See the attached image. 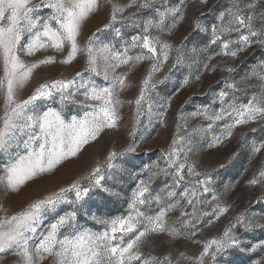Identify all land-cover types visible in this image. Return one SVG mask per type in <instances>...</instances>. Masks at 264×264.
I'll return each instance as SVG.
<instances>
[{
  "label": "snow or ice",
  "instance_id": "obj_1",
  "mask_svg": "<svg viewBox=\"0 0 264 264\" xmlns=\"http://www.w3.org/2000/svg\"><path fill=\"white\" fill-rule=\"evenodd\" d=\"M155 3L156 0H127V3L117 0H39L38 3L34 0H0V156L3 157L0 187L5 192L20 193L29 183L54 176L61 167L78 160L103 134L119 129L121 109L125 104L121 94L132 87L129 75L148 62L138 94L134 100L127 101L135 105L128 132L133 140L120 151L108 150L84 175L38 198L29 199L18 211L8 214V209H3L0 253L12 252L18 258L17 264H219V258L226 257L230 250L245 251L241 247L240 230L247 233L264 228V223L259 222L264 216L258 219L255 214L247 215L248 209H245L236 214L219 235L207 240L197 238L202 228L227 214L231 205L224 203L222 195L213 187L212 174L198 171V164L191 158L192 135L198 131L196 128L185 135L173 134L171 143L161 153L163 166L157 161L140 170L148 174L147 178L138 180L132 189L125 213L98 215L93 211L97 197L101 202L104 197L121 198V193L104 181L106 177L111 179L112 170L120 167L118 160L137 151L134 138L142 130L141 117L147 115L151 119L155 103L152 93L170 79L167 73L161 77L156 73H160L169 61L172 65L169 73L172 68L185 63L183 49L164 38V34H170L179 22L176 19L169 26L168 18L179 16L183 19V16L179 15L178 8L161 11ZM200 3L207 4V0H200ZM258 3L259 0H233L231 7L216 16V23L211 24L209 44L219 46L217 55L236 58L253 45L264 48V14L257 17ZM102 6L110 8L108 22L81 43L83 25ZM131 8L151 9L159 18L146 20L142 34L132 36L131 43H126L122 51L111 44L98 46L94 39L97 33L113 29L117 22L131 20L132 16L124 15ZM40 9L50 11L41 16L38 14ZM195 28L209 31L199 21ZM113 30L120 34L119 29ZM233 34L235 38H232ZM49 49L53 54L32 62L22 59V55L34 56ZM131 49L141 51L130 55ZM80 55L85 57V72L103 75V85L91 78L85 79L84 73L77 71L70 79L45 80L26 98H20L19 94L41 66L70 65ZM121 68L127 70L118 71ZM204 68L215 71L216 65L206 63ZM226 71L231 73L234 69L228 67ZM253 78L264 82V61L245 80ZM189 82L186 76L180 87ZM227 88L238 91L234 83L227 84ZM229 95L226 90L218 93L221 105L218 111H210L205 106L191 113L193 118L211 121L209 128L226 121L224 136L214 137L208 144L209 149L216 148L223 138L232 137L233 130L239 126L264 122V91L253 94L246 103H236L235 97L229 100ZM171 102L172 96H169L156 105L161 109L156 113L161 124L166 123ZM69 106H78L82 114L66 115ZM176 118L179 131V122L184 117L177 114ZM251 131L255 133L257 128L253 127ZM251 152L254 157L264 153V140L251 141ZM236 155L238 153L228 157L227 163L230 164ZM225 167V163L219 164L220 169ZM161 173L171 175L172 182L153 194L151 183ZM246 183L249 187H264V162ZM229 187L232 185H225V190ZM205 194H211V199L208 200ZM261 202L257 200V203ZM153 204L159 210L150 214ZM64 205L70 206V210L61 212ZM205 205L210 211L205 210ZM177 209L182 210L173 219L170 213ZM82 217L86 222L100 225L101 230L93 231L81 225ZM44 221L48 222L45 224ZM161 237L167 238L168 243L190 240L201 250L195 255L185 251L175 254L168 251L160 256L145 253L144 248ZM257 249L264 250V241L252 244L247 251ZM253 264H264V258Z\"/></svg>",
  "mask_w": 264,
  "mask_h": 264
},
{
  "label": "rangeland",
  "instance_id": "obj_2",
  "mask_svg": "<svg viewBox=\"0 0 264 264\" xmlns=\"http://www.w3.org/2000/svg\"><path fill=\"white\" fill-rule=\"evenodd\" d=\"M38 3L39 0H34ZM119 3H127V0H117ZM233 0H207V4L201 5L200 0H156L155 7L163 11L165 8H178L179 15L175 19L169 17L166 23L171 26L176 19V27L172 28L171 33L164 34V38L174 46H179L183 49L185 63L183 66L172 68L169 73L168 69L172 67L169 61L160 73H156L157 77H161L167 73L170 79L164 85H158L157 89L152 93L155 103L152 107L153 116L151 119L147 115L141 117L142 130L138 132L134 138L137 151L120 159L117 163L119 168L112 170V178L106 177L104 183L113 187L115 191L121 193L120 199L104 197V201L97 197L95 200L93 211L98 215H117L125 213L127 208V198L130 196L132 189L140 179H146L147 173H141L140 170L145 165H152L161 160V153L171 143L173 134L185 135L186 132H192L193 128L198 129L192 135V160L198 164V171H207L212 174L213 187L217 193L222 195V201L231 205L230 211L222 216L214 224L202 228L198 234V239L207 240L213 236L219 235L228 225L232 218L248 209L247 215L255 214L257 218L264 216V187H249L247 180L258 170L261 163L264 162V153L257 154L255 157L251 152V141L264 140V122L261 124H250L239 126L233 130L232 137L223 138V142L214 149H209L208 144L213 142L214 137H223V125L226 121L217 122L213 127L209 128L211 121L203 118H193L191 113L209 107L210 111H218L221 107L218 100V93L221 90L229 92L228 99L235 97L236 103H246L253 94L259 95L264 91V82H260L255 78L245 80V77L250 75L252 70L264 61V48L253 45L247 48L244 52L237 55L236 58L217 55L220 52L218 45H210L211 24L216 23V16L221 11H225L231 7ZM50 10L40 9L38 14L41 16L47 15ZM257 17L264 14V0H259L255 9ZM134 14V15H133ZM110 8L102 6L96 13L92 14L85 22L82 28L80 37L81 43H84L88 36L96 32L98 27L102 28L108 22ZM125 16H132L131 20L117 22L113 29H119V35L113 29L97 33L94 39L97 45L111 44L116 50L122 51L125 44H130L132 36L142 34L143 24L150 18L158 19L156 12L151 9L131 8L126 10ZM209 29L208 32H203L195 28L196 22ZM260 21L257 19V26ZM135 25H139L136 27ZM155 34V32L153 33ZM187 37V39H185ZM235 38V34L233 37ZM195 49V51H194ZM140 49H131L130 55H136ZM53 54L52 50L47 52L41 51L34 56H23L26 62H32L43 56ZM66 54V53H65ZM175 53H173V56ZM211 57V59H209ZM60 56H58V59ZM216 65L215 71H208L204 68L205 64ZM85 57L80 55L70 65L41 66L34 72L33 78L28 83L26 88L19 94L20 98H26L31 94L34 87L45 80L55 78H72L75 72L84 73L85 79H93L97 84L103 85V75L95 76L85 72ZM228 67L234 69L229 73L226 71ZM148 62L138 66L137 69L130 73L129 79L132 87L121 94V99L125 101L121 109L122 121L119 129L112 130L103 134L98 142H93L88 147L78 160L71 164L61 167L54 176H47L38 179L35 182L29 183L23 188L20 193L5 192L0 187V215H3V209H8V214L18 211L31 198H38L47 191L53 190L59 185H66L73 179L84 175L94 165L96 160L103 159L108 150L115 149L117 151L125 148L129 141L133 140L128 136L133 123L135 105L127 103L128 100H134L138 94L139 83L146 74ZM126 68H121L118 71H126ZM189 77V84L183 88L180 87L185 77ZM199 76V79L196 77ZM236 84L238 91L227 88V84ZM178 90V91H177ZM172 96L171 106L165 116L166 123L161 124L156 113L161 111L156 105L163 102L167 97ZM215 101V103H214ZM147 107V106H145ZM0 108H2V98H0ZM66 115L82 114L78 106H69L65 110ZM177 114H181L184 119L179 123L181 125L177 130ZM184 120L187 121L185 124ZM255 127L257 131L253 133L251 129ZM247 146L242 147V144ZM233 153H238L235 159L228 164V157ZM3 157L0 156V161ZM220 163H225L226 167L219 168ZM216 171H213V170ZM171 171V170H170ZM172 182L171 175L163 173L156 176L152 183L151 189L153 194L160 192L166 184ZM225 185H232L227 191ZM96 196V193H93ZM103 195V194H101ZM205 197L210 200L211 194H205ZM261 203H257V200ZM70 210V206H61L60 211ZM152 212L158 211V207L153 204ZM182 209H177L176 212L170 213L174 219L179 215ZM191 212V208H187ZM205 210L210 208L205 205ZM44 221L43 223H47ZM80 224L90 228L93 231L101 230L100 225L93 224L91 221H85V218H80ZM259 222L264 223V220ZM240 237L243 241L240 249H232L226 257L219 258V264H253L254 261L264 258V250L257 249L255 252L247 251L252 244L264 241V228L254 229L251 232H243L240 230ZM167 238L161 237L154 240L153 244L145 247V253H150L153 256H160L165 252L172 251L175 254L177 251H185L189 255L198 254L201 250L199 245L192 244L190 240H178L171 243L166 242ZM18 258L12 253H0V264H17Z\"/></svg>",
  "mask_w": 264,
  "mask_h": 264
}]
</instances>
